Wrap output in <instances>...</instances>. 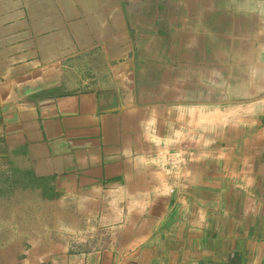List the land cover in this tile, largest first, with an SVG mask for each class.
<instances>
[{
  "label": "crops",
  "instance_id": "0c3cea01",
  "mask_svg": "<svg viewBox=\"0 0 264 264\" xmlns=\"http://www.w3.org/2000/svg\"><path fill=\"white\" fill-rule=\"evenodd\" d=\"M0 204L2 264H264V0H0Z\"/></svg>",
  "mask_w": 264,
  "mask_h": 264
},
{
  "label": "rangeland",
  "instance_id": "374dc122",
  "mask_svg": "<svg viewBox=\"0 0 264 264\" xmlns=\"http://www.w3.org/2000/svg\"><path fill=\"white\" fill-rule=\"evenodd\" d=\"M16 205H5L0 204V245L2 246L4 243L8 242L9 240H17V239H24V238H15L10 235L11 228L7 227L9 225L15 224V228L18 231L20 230V227L23 231L36 233L40 232V226L42 221L38 219L41 218L42 211L41 207L38 208V206L35 205H28L26 207H22L19 209H16ZM19 220H14V217H19ZM10 236V237H9ZM94 238V234L90 232H86L83 235L77 234L73 237H67L66 240H68L69 248L70 250H75L76 248H80L84 244L89 245L90 239ZM36 240L35 236H27L26 243H24V240L21 241L22 247L30 246L31 243ZM65 241V240H63ZM22 254L18 253V256L16 255L17 260L22 259ZM0 264H2V260L0 257Z\"/></svg>",
  "mask_w": 264,
  "mask_h": 264
}]
</instances>
